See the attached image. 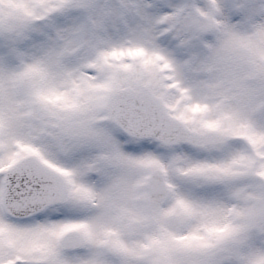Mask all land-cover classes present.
Here are the masks:
<instances>
[{"label":"rangeland","instance_id":"rangeland-1","mask_svg":"<svg viewBox=\"0 0 264 264\" xmlns=\"http://www.w3.org/2000/svg\"><path fill=\"white\" fill-rule=\"evenodd\" d=\"M179 17L217 34L203 46ZM124 86L152 89L190 130L232 142L124 143L104 119ZM30 154L67 177L70 196L28 221L0 208V264H264V179L231 167L254 163L264 177V0H0V197L4 171ZM88 163L148 164L174 197L154 218L145 195L127 196L129 168L78 179ZM117 182L121 195L103 197ZM171 215L189 225L170 233ZM71 232L86 245L60 251Z\"/></svg>","mask_w":264,"mask_h":264},{"label":"water","instance_id":"water-1","mask_svg":"<svg viewBox=\"0 0 264 264\" xmlns=\"http://www.w3.org/2000/svg\"><path fill=\"white\" fill-rule=\"evenodd\" d=\"M106 118L123 134L139 139H155L165 145L183 143L202 146L206 136L191 132L172 117L166 106L148 90L133 92L124 89L113 92L105 108ZM68 197L65 180L34 157L27 156L10 168L2 183L3 213L15 220L29 219L47 208L62 204ZM169 198L164 174L156 172L149 182V207L159 213ZM168 227L180 228L178 219L171 217ZM63 250L81 246L75 235H67L59 244Z\"/></svg>","mask_w":264,"mask_h":264},{"label":"flooded vegetation","instance_id":"flooded-vegetation-1","mask_svg":"<svg viewBox=\"0 0 264 264\" xmlns=\"http://www.w3.org/2000/svg\"><path fill=\"white\" fill-rule=\"evenodd\" d=\"M202 25H205L206 26V24H204V23H200V22L199 23H195V26H197V27L195 28V30H194V32L192 34H194V35H196V36H198L200 38L201 37H204V36L207 37V35H209L211 33V31H210L211 29L209 27H207V28L205 27L204 33H201V31L199 32V30H200V26H202ZM202 35H204V36H202ZM208 145H210V143ZM88 164H92L93 166L90 167L89 165H87V167H83L81 170L79 169V170L76 171V177L78 179H80L83 176V178L86 181L87 179L92 178V176H93L94 173H99L100 171H103V168H107L109 170L110 169L119 170L121 173L122 172L125 173L126 172L125 169L126 168H129L130 169V176L128 177V175H127V178H128L129 181L126 180L125 185H128V191H127L128 194H127V196L130 197L133 202L136 201L134 199H136L137 196H140V197L143 196V195L148 196V193H147V181H148L150 175L153 172H155L156 170H158V169H152V167L148 166V164H145V163L143 165H138L139 171H138L137 166L134 163L132 165H124L123 163H88ZM143 169L149 170V171L146 172V175H143L142 176L141 173H142V170ZM241 169L242 170L243 169H246L247 170V175L242 176L241 178H244L247 181H249L250 179H252V178L255 177L254 173H250V169H252L251 166H249V165H247V166H241ZM82 172H83V174L81 175L80 173H82ZM232 176L233 175H226V177H224V179L222 177L218 181L225 180V178H227V177H231L232 178ZM146 177H147V179H146ZM118 178H119V176H118ZM218 178H220V177H218ZM231 178H229V179H231ZM136 179L137 180H143V181H140V183L138 184V182L135 181ZM204 180L207 181L208 178L207 177H204ZM214 181H216V180L214 179ZM144 183H145V185H144ZM139 186H141V188L142 187L143 188L142 189L141 188L139 189L138 188ZM121 187L122 186H119L118 185V182H117V184H115L113 186V190L111 191V193L110 194L109 193H105V196H103V197H107L108 196V197L112 198V195H114L116 197H117V194H120L121 195V193L119 192V190H120ZM188 225L189 224H187L186 226H184V228H186ZM195 228H196V226H195ZM188 231L190 233L193 232L191 230H188ZM195 234H196V232L194 233V235Z\"/></svg>","mask_w":264,"mask_h":264}]
</instances>
